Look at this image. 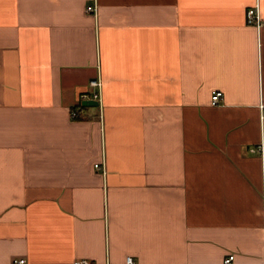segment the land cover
<instances>
[{
    "label": "crops",
    "instance_id": "1",
    "mask_svg": "<svg viewBox=\"0 0 264 264\" xmlns=\"http://www.w3.org/2000/svg\"><path fill=\"white\" fill-rule=\"evenodd\" d=\"M254 4L0 0V264H264Z\"/></svg>",
    "mask_w": 264,
    "mask_h": 264
},
{
    "label": "built area",
    "instance_id": "2",
    "mask_svg": "<svg viewBox=\"0 0 264 264\" xmlns=\"http://www.w3.org/2000/svg\"><path fill=\"white\" fill-rule=\"evenodd\" d=\"M86 11H92L94 9L93 5H87ZM245 20L249 24H253L256 28H259L264 24V19L260 15V11L257 4L246 8L245 10ZM88 88L81 90L77 96V104L81 105L83 100L94 99L97 100L98 104L101 101V91H102V80L99 75L92 77L87 82ZM223 97V92L220 89H213L210 93V104L216 105L218 104ZM79 109V108H78ZM76 107L69 108V115L72 118L80 117V111ZM95 168H103L98 163H94ZM233 254H228L223 259V264H232ZM12 264H25L24 257H13L11 259ZM68 264H114L109 262L108 260L104 262H98L94 259L87 257H76ZM122 264H142L136 261L132 256L126 255L124 262Z\"/></svg>",
    "mask_w": 264,
    "mask_h": 264
},
{
    "label": "water",
    "instance_id": "3",
    "mask_svg": "<svg viewBox=\"0 0 264 264\" xmlns=\"http://www.w3.org/2000/svg\"><path fill=\"white\" fill-rule=\"evenodd\" d=\"M81 104L84 106H96L98 105V102L97 100L94 99H88V100H83Z\"/></svg>",
    "mask_w": 264,
    "mask_h": 264
},
{
    "label": "trees",
    "instance_id": "4",
    "mask_svg": "<svg viewBox=\"0 0 264 264\" xmlns=\"http://www.w3.org/2000/svg\"><path fill=\"white\" fill-rule=\"evenodd\" d=\"M75 107L78 109V108H82V107H84V106H83L82 104H81V105H78V104H77V106H75Z\"/></svg>",
    "mask_w": 264,
    "mask_h": 264
}]
</instances>
